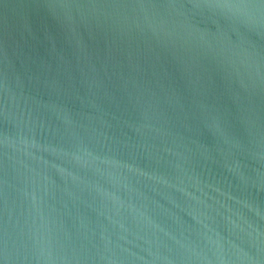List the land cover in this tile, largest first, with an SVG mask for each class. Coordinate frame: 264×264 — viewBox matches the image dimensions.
I'll return each mask as SVG.
<instances>
[{
    "label": "water",
    "instance_id": "1",
    "mask_svg": "<svg viewBox=\"0 0 264 264\" xmlns=\"http://www.w3.org/2000/svg\"><path fill=\"white\" fill-rule=\"evenodd\" d=\"M0 264H264V0H0Z\"/></svg>",
    "mask_w": 264,
    "mask_h": 264
}]
</instances>
